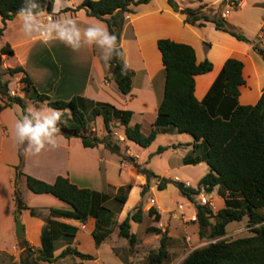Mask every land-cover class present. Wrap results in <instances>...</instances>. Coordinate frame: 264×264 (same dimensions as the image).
<instances>
[{"label":"crops","instance_id":"obj_1","mask_svg":"<svg viewBox=\"0 0 264 264\" xmlns=\"http://www.w3.org/2000/svg\"><path fill=\"white\" fill-rule=\"evenodd\" d=\"M83 1L54 0L52 14L55 23L53 36L49 40H44L39 34L33 21L34 14L18 15L8 22L0 35V38L5 39L0 49L9 45L14 55L2 54L0 60L4 67L21 66L25 70V73L11 78L9 88L12 95L22 96L21 94L24 93L26 99L33 100L23 90V83L20 82V78L27 74L36 89L40 93L48 94L52 99L69 100L73 96H81L94 103L106 102L118 109L132 111L130 124H140L141 131L147 135L154 127L165 88V67L158 40L169 38L193 46L197 62L208 60L213 64L212 70L195 77V95L200 101L209 99L224 63L229 58H236L243 62L245 83L240 86L239 104L253 105L261 97L264 89V58L254 50L252 44L217 29L212 22H204L203 25L187 23L186 15L182 11H175L167 0H151L148 3L136 5L134 12L127 15L121 45L125 61L133 70L134 75L131 92L127 95L122 94L115 81L109 78V48L112 46V39L107 23L97 17L89 16L85 9L63 11L66 8L75 9ZM191 1L194 0H180L181 10L184 9L183 3L189 5L185 8L199 9L203 5L216 7L225 2L222 8L224 18L242 30L248 39L259 38L264 47V1L252 3L250 6L249 13L253 14L254 10L259 11L254 14L256 18L251 14L245 19L239 13L243 7L249 5L248 0H239L237 9L233 7L232 0H217L215 4L210 2L197 5L190 4ZM20 17L24 20L18 22ZM2 27L3 22L0 15V29ZM213 97L215 100L211 97L208 102L210 108L221 116L228 113L229 102L222 92L218 90ZM42 102L47 105L46 101H38V103ZM17 106L15 104L0 111V264H20V255L23 252L15 234L14 180L17 175L16 167L20 162L19 143L25 137L24 128L31 121L28 117L21 115ZM36 126L31 130L32 138L28 142L23 167L29 173L28 175L48 183H53L59 175H62L68 177L79 187L91 188L99 194V198H106L105 204L114 212L118 224H113L111 235L97 246L93 237L96 225L94 217H89L85 223H82L75 219L50 216L51 208L72 209V206L51 193H34L27 189L26 178L22 176L19 186L29 208L21 213L19 219L22 220L24 237L30 246L36 251L41 250L42 230L46 221L50 219L56 232L55 256L60 255L70 245L82 253L94 255V259L86 260L71 255L52 263L43 262V264H65L68 258L72 259L74 264L97 261L100 256V247L112 237L123 245L125 252L123 258L115 253L117 259L120 263L129 264L131 256L128 255V249L132 246L126 238L119 235V224L141 198L142 186L147 182L146 175L138 172V168L133 163L121 161L119 158L116 172L112 163H107V152L103 150L105 148L103 145L93 148L85 147L80 138H66L61 134L47 137L45 131L51 127L43 130L37 124ZM124 128L123 125V131ZM176 131L172 129L167 133ZM99 135L103 136V134ZM120 138L124 143L125 153L135 157L136 162L141 164V168H146L155 175L164 177L163 174H166L167 168L160 169L159 166L149 168V162L147 164L146 161L141 160L143 147L127 139L125 134L120 135ZM199 143L201 141H196L192 136L191 140L169 147L183 150L182 154L177 156L179 168L199 170L198 180L200 181L210 171V166L204 161L197 164L184 162L186 156L193 155L195 144ZM198 151L202 153L201 148ZM32 165L35 168L34 171L29 169ZM175 178L185 182L178 176ZM127 184H131L132 187L127 194L126 202L121 205L115 196L119 189ZM190 185L193 187L191 183ZM170 188L178 190L173 183L169 182L164 190L158 189L157 192L162 193ZM208 197L214 205L213 211L216 212L229 205V202L238 196L234 197L229 191L216 186ZM154 199L156 201L154 207H157L158 199L157 197ZM151 206H153L152 203H150ZM159 208L161 209L159 213L163 215V210L172 207L159 206ZM32 210L35 211L34 214ZM261 211L264 213V208ZM145 216L146 214L143 215V220ZM183 218L177 224L183 227L184 237L178 239L171 235L168 238V256L162 264H181L195 248L205 247L219 239L212 238L211 242H204L207 237H203L202 243L199 244L200 227L196 220V206L189 216H183ZM244 218L241 221L230 222L222 238L232 240L248 236L240 233L248 230L241 226ZM60 223L76 227L75 236L67 237L60 234ZM141 223L132 222V231L134 232L135 226ZM151 225V222L145 225L144 236L135 233L140 240L141 250L147 249L153 242V238H150L146 231ZM175 226L176 223L173 220L171 224H167L170 230ZM189 227L195 229L197 234L191 235L193 232L191 229L187 230ZM188 231L192 232L191 236L188 235ZM164 233H167L166 230ZM193 242L198 245H193ZM111 249L116 251L117 246H111ZM140 259L141 262L138 264H149L144 256Z\"/></svg>","mask_w":264,"mask_h":264},{"label":"trees","instance_id":"obj_2","mask_svg":"<svg viewBox=\"0 0 264 264\" xmlns=\"http://www.w3.org/2000/svg\"><path fill=\"white\" fill-rule=\"evenodd\" d=\"M151 0H84L75 9L66 8L63 11H78L85 9L89 16L97 17L107 23L108 32L112 39L109 48L110 69L109 78L114 80L119 91L127 95L132 90L134 72L127 65L121 45L123 28L127 15L134 12V6L148 3ZM175 11H182L186 15L185 21L193 25H203L212 22L219 30L230 33L239 40L252 44L254 50L264 58V47L260 39L250 40L236 26L228 22L222 15L225 2L219 7L201 6L199 9L184 8L181 10L176 0H167ZM233 7L237 9L239 0H232ZM54 0H0V15L5 30L9 21L18 15H39L45 12L53 13ZM158 47L162 54L165 67L164 96L159 104L158 115L153 129L145 135L141 125H131L132 111L118 109L106 102L94 103L81 96H73L69 100L52 99L46 93H40L34 86L31 78L25 74L20 78L23 90L35 101H46L47 106L57 110L51 129L45 131L47 137L61 134L66 138L77 137L85 147H98L103 145L113 154L120 156L121 161L133 163L140 172L146 175L147 182L143 187L144 195L150 186L152 177L160 178L150 170L141 168L135 157L124 154L119 140H114L111 127L113 119L124 125V134L127 139L141 147L150 146L157 138L158 133L176 129L180 133L192 135L196 141L193 155L186 156V164L206 162L210 171L204 175L196 188L186 186L181 181L160 179L159 190H164L169 182L173 183L188 198L200 193L203 189L207 193L213 192L220 186L231 195L238 196L231 200L229 205L216 212L204 205H197V222L200 228H210V237L215 242L201 248H195L182 261L181 264H264V89L258 102L253 105H242L238 102L240 86L245 83L243 77V62L236 58H229L217 78L209 99L200 101L195 95V77L204 74L213 68L208 61L197 62L196 52L190 44L176 42L169 38L158 40ZM2 54L13 56L14 52L9 45L0 49ZM25 73L21 66L4 67L0 60V111L15 104L23 109V115L30 119L24 128L25 137L19 143L20 162L16 167L14 180L15 218L19 219L21 213L28 209L20 190V178L25 176L29 190L34 193H51L61 200L69 203L72 209L51 208L50 216L75 219L85 223L89 217L96 220L93 237L99 246L112 233L114 212L105 204L106 198H99V194L91 188L79 187L68 177L59 175L53 183H48L34 176L25 174L27 146L32 138L31 130L36 128L33 117L26 110V103L22 96L10 93L11 78ZM222 92L229 111L223 116L218 115L210 108V98L214 93ZM104 118L107 134L98 135L88 122V115ZM176 147V146H174ZM168 147L161 146L158 153ZM200 148L202 153H200ZM195 154V155H194ZM132 185L127 184L119 189L115 199L123 205ZM33 214L35 213L32 210ZM157 210L151 208L149 214ZM143 209L135 207L119 224V235L128 240L130 246L138 242L137 235L132 231V222L141 223ZM248 217V225L253 234L232 240L222 238L226 234V227L232 221H241ZM214 219V221H212ZM157 234L163 233L159 228L153 229ZM77 228L60 223L59 233L67 237H74ZM202 231V230H201ZM202 233V232H201ZM56 232L50 219L42 230V248L33 249L25 237L18 240L23 252L20 255V264L52 263L67 256H78L82 259H94V255L82 253L73 246H67L58 256H55ZM168 238L163 234L157 251L149 255L151 264H162L168 256Z\"/></svg>","mask_w":264,"mask_h":264},{"label":"rangeland","instance_id":"obj_3","mask_svg":"<svg viewBox=\"0 0 264 264\" xmlns=\"http://www.w3.org/2000/svg\"><path fill=\"white\" fill-rule=\"evenodd\" d=\"M73 1H78V0H73ZM176 1L179 4L182 3V2H180V0H176ZM216 1L217 0H194V1H191L190 4L197 5L199 3L204 4V3H210V2H214V4H215ZM248 1H249V5L246 7H243L242 11L239 13L240 16L244 17V19L247 18L248 15L252 14V13H249V10L251 8L250 6L252 3L263 2L264 0H248ZM220 5L221 4L217 5L216 7H219ZM182 6H183V8H185L189 5L187 3H183ZM253 12L254 13L252 15H253V17H255L254 14L258 13L259 11L254 10ZM23 20H24V18L20 17L18 19V22L23 21ZM240 31H242V30H240ZM4 40L2 38H0V45L4 42ZM21 95L23 97L25 96L24 93H22ZM25 103H26L27 112L32 115L34 122L38 125L39 128H41L43 130H47V129H49L48 128L49 126L52 127V123H53V120L55 118V115L57 114V110L48 107L43 102L38 103V101H34V100L26 99V98H25ZM17 109L21 113V115H23L22 107L18 105ZM88 122L91 124V126L93 127V129L95 130V132L97 134L98 133L103 134V136L107 134V131L105 129V124H104V118L102 115L92 116L91 114H89L88 115ZM95 127L97 129H95ZM111 127H112L114 140L120 141L119 143L122 146V152L124 154H127V153H125L124 143L121 141L122 139L120 138V135H124L123 125L120 123L119 120L113 119V121L111 123ZM191 138H192V135H190L188 133H180L178 131H176L175 133H172V132L158 133L157 138L153 141V143L150 146L143 147L141 160L143 162L146 161L147 164L149 162V164H150V166H148L149 168L150 167L157 168V166H159L160 169L167 168L168 171L166 172V174H163L164 177H161V176H160V178L152 177L150 180V186L148 187V190L144 195L142 194V190H143V187L146 185V183L142 186L141 198L139 199V201L137 202L135 207L141 206L143 209V212H144V214H146V216H145V218L141 224H138L137 226H135L134 233H136L139 236H144L145 235L144 227L148 222L149 223L151 222L152 225L150 227H148L146 229V231L148 233V236H150V238H153V242H152V244H150L147 247V249L141 250L140 245H139L140 240L138 239L137 244L128 249V255L131 256V262L129 264H138L139 262H141L140 258L142 256H144L146 262L148 261V263L151 264L149 261V255L153 251L158 250V247L160 245V239H161L162 235L165 234L164 230H166V232H167L166 234L169 237L171 235L174 237L176 236L178 239L184 237L183 227L178 226L177 223L180 220L184 219L183 216L184 217L189 216L192 213L195 206L197 208V205H201L198 202V199L196 197H193L194 198V201H193L194 206L189 204L188 203L189 198L186 195H184L179 189L176 190L174 188H170L169 190L162 192V193L157 192L160 179L165 178L167 180L173 179V180L179 181V179H177V178L174 179L175 176H178L181 180H183L185 182L191 183L193 187L198 186V183H199L198 177L200 174L199 170H195V169L182 170V169H180L177 156H178V154H182L183 150H178V149H174L173 147H169V146H172L174 144H178L179 142H186L188 140H191ZM161 146H165L168 148L165 151L158 153L157 152L158 148ZM103 150H105V152H107V154H106L107 163L108 164L112 163L113 168L116 169V172H117L116 164H119L118 158L121 159L120 156L117 154H113L112 152L110 153V151L107 148L106 149L103 148ZM146 163H144V165H146ZM32 166H30L29 169L31 171H34L35 168H34V166L33 167ZM137 171L140 172V170H137ZM23 172L26 174H29L24 170V168H23ZM21 184H22V181H21ZM27 189H28V187H27ZM202 192H204L203 189H201L200 193H202ZM205 193L208 196L209 193H207V192H205ZM156 197L158 199V204L156 205L157 207H154L155 205L150 207L151 198H156ZM180 204H183L184 208H180L179 207ZM215 204H216V202H215ZM158 205L160 207H164V208H166V207H172V208H168L166 210H163V213H162L163 215H161L159 213V210H161V209L159 208ZM109 206L111 207V204H109ZM207 206L212 208V209L214 208L213 207L214 205L211 203V199H210V205H207ZM151 208H155L157 210V213L152 214V215L149 214V211ZM115 209H117V208H115ZM171 220H173V222L176 223V226L173 227L172 230H170V228H167V224H171ZM212 221H214V219H212ZM113 224L114 225L118 224L117 217H115V215L113 217ZM241 224H242L241 226H243L244 229H248V230L240 232V233H242V235L244 234V235L250 236L253 234L252 229L248 225V217H245L244 221ZM154 228H160V230H162L163 233L157 234L153 230ZM189 229H191V227H189L187 230H189ZM199 230H200V234H199V239H200L199 241L200 242H199V244L202 243L201 239L203 237H207V239L204 242H211L212 241L211 240L212 238L210 237V228L205 227L202 229L200 228ZM191 231L193 232V234H191L192 232L188 231L189 236L197 234L196 233L197 231L195 229L192 228ZM124 240H126V239H124ZM192 244L198 245V244H195L194 242ZM111 246H117V250L114 251L113 249H111ZM118 247H119V249H118ZM99 252H100V256H99V259L97 261L88 262L86 264H124V262L120 263L119 259H117L116 255H115V253H117V255L122 256V258H123L124 254H125L124 249H123V245L119 241H117V239L115 237H112L110 240L104 242L102 244V246L100 247ZM65 262H66L65 264H74L72 262V259H70V258H68Z\"/></svg>","mask_w":264,"mask_h":264},{"label":"built area","instance_id":"obj_4","mask_svg":"<svg viewBox=\"0 0 264 264\" xmlns=\"http://www.w3.org/2000/svg\"><path fill=\"white\" fill-rule=\"evenodd\" d=\"M33 21L39 31V34L42 36L44 40H49L53 36V25L55 23L54 15L50 12H45L43 14L35 15L33 17ZM178 179V178H177ZM182 182V181H181ZM186 186H190L189 182H183ZM196 197L198 202L201 205L207 206L210 205V198H208L207 194L204 192L199 194H193L192 198ZM194 198L188 199V203L194 206ZM151 203L154 206L156 201L154 198H151ZM180 208H184L183 204L179 205Z\"/></svg>","mask_w":264,"mask_h":264},{"label":"water","instance_id":"obj_5","mask_svg":"<svg viewBox=\"0 0 264 264\" xmlns=\"http://www.w3.org/2000/svg\"><path fill=\"white\" fill-rule=\"evenodd\" d=\"M15 234L18 239H21L24 237V226L21 219H16L15 221Z\"/></svg>","mask_w":264,"mask_h":264}]
</instances>
